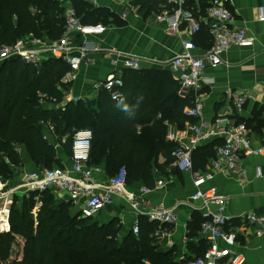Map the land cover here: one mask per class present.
<instances>
[{"label":"trees","instance_id":"16d2710c","mask_svg":"<svg viewBox=\"0 0 264 264\" xmlns=\"http://www.w3.org/2000/svg\"><path fill=\"white\" fill-rule=\"evenodd\" d=\"M73 2L84 23L106 24L111 16L107 9L84 0ZM153 2L158 4L160 0ZM64 26L65 12L59 0H0V45L32 36L56 40L63 34ZM69 70L67 63L56 58L45 60L40 68L20 59L1 66L0 177L12 178L15 168L24 166L26 160L41 169L64 165L45 135L42 122H50L56 139L70 155L75 131L90 128L94 132L93 164L101 166L109 177L124 167L127 185L142 181L146 187H154L155 169L170 172L171 152L176 146L167 141L165 122L178 127L188 120L193 122L195 118L184 115L192 99L180 97L178 82L171 81L165 72L152 75L126 70L124 95L118 101L112 100L106 90H100L94 98L68 102L65 110L43 107L40 93L55 97L57 104L62 102L64 90H69V84L62 79ZM144 82L138 98L142 104L137 106L135 85ZM124 105L129 111L123 110ZM223 143L220 140L199 146L194 151V161L206 165L216 157L214 144ZM161 154H166L163 163L159 162ZM37 196L36 192L14 196L11 230L0 233L1 260L8 258L15 235L19 234L23 238L21 258L13 259L11 264H175L169 253L159 251L161 227L155 223L143 218L139 234L124 233L118 219L104 222L96 216L74 214L72 203L56 199L51 191L40 195L42 206L35 213Z\"/></svg>","mask_w":264,"mask_h":264},{"label":"built area","instance_id":"2783aa9c","mask_svg":"<svg viewBox=\"0 0 264 264\" xmlns=\"http://www.w3.org/2000/svg\"><path fill=\"white\" fill-rule=\"evenodd\" d=\"M72 0H59L65 9V26L63 34L56 40L30 37L21 39L8 45H0V69L9 60L20 59L35 68L49 58L61 59L69 65L70 72L63 77L62 82L76 78V71L80 65L88 60L92 52H104L116 55L123 59L125 68L138 69L140 59L114 50H105L99 43L88 36L97 35L103 31L101 24L84 23L78 15ZM177 6L168 14L160 15L161 22L166 23L167 31L171 35L182 36L181 26L186 23L188 29L183 37V51L172 58L167 64L174 72H178L177 93L182 98L190 97L192 105L184 109V115L197 119L196 122H187L185 130L176 127L168 121L167 139L176 143L171 152V168L189 172L193 176L195 192L193 200L203 202V220L200 233L208 241V248L200 257L185 259L182 264H245L246 256L238 250L239 236L249 231L257 236L264 233V212L249 211L238 218L234 224L232 217L225 213L226 197L216 187H205L206 183L214 178L215 173L234 172L238 178L244 180L242 161L245 156H264V144L255 146L250 136V130L243 122L233 117L235 111L241 112L247 95L239 91H228L227 96L234 104V112L219 113L213 119L204 117L205 103L199 94L201 89L210 84L205 71L207 68H217L224 64L223 55L232 47H248L253 45L254 38L245 28L233 25L234 13L226 4V0H214L206 8L204 14L198 15L187 6L188 0H173ZM258 20L264 22V6L258 8ZM206 28L213 42L211 47L202 55L194 52L196 45L194 36ZM80 33L85 39L77 42L75 35ZM115 62V60H113ZM117 61V60H116ZM125 81L120 70L107 75L94 86L95 93L88 98H94L100 90H106L112 100L118 101L124 95ZM40 104L43 107L61 108L65 110L68 102L77 103L86 97L67 96L57 104L55 97L47 93H40ZM161 116V115H159ZM50 132H54L53 124L49 125ZM47 137V136H46ZM223 138L224 143L217 147L216 157L204 171L194 170V151L213 138ZM94 132L90 128H81L75 131L72 140L71 164L55 166L39 170L24 169L21 182L10 189L0 187V230L5 231L4 223L10 224L12 200L15 195H29L38 193L36 197L35 213L42 206L40 195L51 191L55 196L71 202L83 217H95L106 207L114 203L116 195H125L133 207L138 205L133 192L127 191L126 169L120 168L116 175L110 177L106 184H99L95 175L105 170L92 163L91 153ZM255 175L262 176V168L257 165ZM166 182L160 179L152 188L144 187L142 192H150L164 187ZM205 187V188H204ZM14 201V200H13ZM217 206L210 210L209 205ZM148 218L161 226L178 223L179 217L174 209L156 207L148 212ZM131 231L139 234L140 220L136 219ZM162 236L169 234L168 228L159 231ZM145 264H154L147 261Z\"/></svg>","mask_w":264,"mask_h":264},{"label":"crops","instance_id":"0c3cea01","mask_svg":"<svg viewBox=\"0 0 264 264\" xmlns=\"http://www.w3.org/2000/svg\"><path fill=\"white\" fill-rule=\"evenodd\" d=\"M84 1L94 7L105 8L111 13L106 24L96 23L103 26V31L97 35L88 36V38L97 41L105 50H114L138 57L140 67L138 69L125 68L123 59H119L116 55L92 52L89 54L88 60L83 62L76 71V78L65 82L69 84V90H64L63 100L66 101L67 96L73 95L86 98L93 96L95 84L101 82L110 73L120 69L122 73L126 70L141 71L144 74L152 75L165 72L171 81H177L179 73L174 72L167 63L183 51L182 39L187 35L188 26L186 23L181 26L182 36L171 35L167 31L166 23L161 22L158 18L160 15L173 11L177 6L173 0H160L158 4L154 3L153 0L142 2L139 0ZM213 1L188 0L187 6L200 15L205 13L206 8ZM71 4L74 6L73 0ZM226 4L234 13L233 25L245 28L249 35L254 38V43L248 47L230 48L223 55V65L206 69L205 76L212 81L203 87L199 93L205 103L204 117L210 120L219 113L234 112V104L227 96L228 91L235 90L246 94L247 99L242 111H235L233 117L237 121L239 118L244 120L241 122L245 123L250 130L253 144L259 146L264 144V22L258 20V8L264 6V0H226ZM75 38L77 42H80L85 39V36L76 33ZM194 42L196 45L194 52L202 55L210 48L213 39L208 30L203 29L194 36ZM145 85L146 82L135 85L137 89L135 103L137 106L142 104L138 98ZM165 86L167 89L169 88L167 83ZM161 92L163 93L164 90L161 89ZM148 102L150 101L146 103ZM155 105L157 104L155 103ZM192 120L193 122L197 121V119ZM187 122L192 121L188 120ZM186 123L183 127L175 125L177 128L185 130ZM42 124L47 139L57 149L60 161L64 165H70V154L56 139L55 131L50 132L49 125L52 123L42 122ZM220 140L222 141L223 138H213L203 145L213 144ZM167 141L169 140L167 139ZM218 146L214 144V150ZM214 158L212 157L206 165L197 163L193 158L194 170H206ZM165 160L166 154H161L159 162L163 163ZM257 165L262 168V176L260 177L255 175ZM242 167L244 180L238 178L234 172L215 173L214 178L205 185V187H216L226 197L225 213L232 217L234 224L238 223V218L243 213L249 211L264 212V156H245ZM24 169L33 171L41 168L26 160L24 166L15 168L16 176L10 179L0 177V187L10 189L17 186L24 177ZM109 178L105 171L95 175L96 181L101 185L106 184ZM155 178L156 182L163 179L166 182L165 186L150 192H142L141 190L146 187L142 181L128 185L127 191L133 192L138 202L136 207L132 206L127 196L116 195L114 203L98 214L102 213L107 218L106 221L118 219L122 225V231L128 233L136 219L141 221L144 218L148 223L152 222L148 218L150 210L156 207L174 209L179 217L178 223L161 226V229L168 228L169 234L167 236L159 234V251L164 254L169 253L175 264H182L185 259L203 255L208 248V241L200 233L203 220L200 208H204L201 200H193L192 198L196 190L192 174L176 168H171L169 173L156 168ZM208 208L216 210L217 206L211 204ZM152 223L160 226L156 222ZM4 229L5 231L10 229L9 222L4 223ZM237 248L245 254V264H264V233L257 236L254 232L249 231L240 235Z\"/></svg>","mask_w":264,"mask_h":264},{"label":"rangeland","instance_id":"374dc122","mask_svg":"<svg viewBox=\"0 0 264 264\" xmlns=\"http://www.w3.org/2000/svg\"><path fill=\"white\" fill-rule=\"evenodd\" d=\"M21 149L22 148H20L19 152H21ZM14 174H15L14 176L17 175L16 173H14ZM56 199L62 200L58 196H56ZM72 211H73L74 214L79 213V212H77V210H76V208L74 206L72 208ZM96 218L99 219V220H101V221H104V222H106V220H107V218L105 216H103L102 213L98 214L96 216ZM10 230H11V227H10V229L8 231H10ZM8 231H1L0 230V233L8 232ZM22 244H23V238H22V236H20L19 234H16L15 235V239H14V241L11 244V249H10V253L8 255V258H6L4 260H1L0 259V264H11L12 261H13V259H17V258L19 259V258H21L20 257L21 254L19 252L22 249Z\"/></svg>","mask_w":264,"mask_h":264},{"label":"clouds","instance_id":"9594fccd","mask_svg":"<svg viewBox=\"0 0 264 264\" xmlns=\"http://www.w3.org/2000/svg\"><path fill=\"white\" fill-rule=\"evenodd\" d=\"M121 103H123V101H121ZM123 110H124L125 112L129 111L128 106H127V105H124Z\"/></svg>","mask_w":264,"mask_h":264}]
</instances>
